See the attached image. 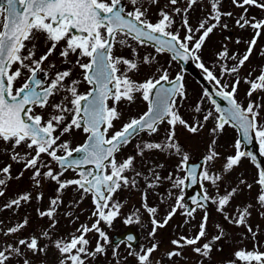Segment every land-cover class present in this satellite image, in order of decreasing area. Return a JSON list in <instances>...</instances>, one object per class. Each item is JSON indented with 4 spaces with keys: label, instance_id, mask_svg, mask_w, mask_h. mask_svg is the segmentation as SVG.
Here are the masks:
<instances>
[{
    "label": "snow or ice",
    "instance_id": "obj_1",
    "mask_svg": "<svg viewBox=\"0 0 264 264\" xmlns=\"http://www.w3.org/2000/svg\"><path fill=\"white\" fill-rule=\"evenodd\" d=\"M157 2L158 0H128V3L133 6V10L127 11L123 0H110V2L109 0H0V140L6 143L14 141L13 149L22 143L26 144L29 152L23 156L14 153L11 159L16 162L23 161L26 170L34 169L32 180L37 187L41 184V178L50 179L59 185L56 198L50 200L49 209L38 213L41 217L47 216L51 219L57 206L62 203L60 194L73 185L77 187V190H82L84 194L90 193L95 205L93 216L97 219L91 228L82 226L81 229L77 230L81 234L79 236L73 234L70 242L65 243L62 240L55 242L54 246L63 257L59 264H85L81 258L82 254L94 257L97 253L105 251L98 241L95 250L89 252L86 248L89 241L85 237L87 233L95 230L103 238L104 243H108V237L98 225L101 221L110 225L112 218L119 214L121 208L118 202H113L111 207L109 202L112 200L113 194L122 186L127 187L131 183L135 187V179L130 181L127 176L123 175L125 171L132 169L134 157L129 156L122 163H118L116 160V154L123 146L129 144L140 133L147 132L149 135L157 133L159 126L166 121L170 130L165 142L163 144L146 142L142 146L138 144V154L143 155L145 150L152 149L170 150L181 154V146L174 140L176 125H184L192 133H196L199 128L203 127L202 124L188 126L178 113L177 99H183L186 95L182 75L178 74L174 79H169L167 70L158 68L156 70L157 73H160L158 77L151 76L143 82H136L129 75V73L138 70L136 50L133 49V59L130 60L115 56L113 48L115 44L128 45V40L131 39L141 46L151 45L157 53H170L173 61L186 62L189 59L199 61L200 57L195 53L201 50L209 35L220 26L221 16H231L232 14L219 11L220 0H210L212 12L195 29V33L202 31V35H199V39H196L192 47L189 48V43L193 41L195 33L189 25L186 13L192 5L197 3V0H187L188 7L183 10L178 7L171 10L175 13L181 11L185 13L182 26L186 29L187 34L183 39H181L179 31L173 32L171 30L175 21L167 11L163 9L160 11V19L156 23H152L147 18L148 8L144 5ZM233 2L236 3L237 0H233ZM170 4L176 5L177 0H170ZM245 5H256L264 8V4H258L257 0H242V3L237 4L238 7ZM209 21L214 22L209 23ZM236 24L241 29L251 27L255 31V35L248 42V49L239 59L238 65L231 68L227 66V60H235L236 54L229 57L226 45L217 54V59L221 61L218 65L220 78L214 75L213 71L205 67L203 63L198 65L206 74V80L213 83L212 91L205 88L203 92V97L210 100L218 114L215 117V127L211 131L213 133L222 131L225 125L231 124L241 134V137L236 141L235 156H228L223 166L225 173L237 166L242 157L251 156L253 160H256L255 155L251 152L240 150L242 143L247 144L252 141L253 134L260 145L261 155H264V124L257 123L258 109L261 108V105L255 101H250L247 107L243 108L236 100L240 83L238 75L231 85L228 83L221 84V79L224 76L237 74L249 59L258 38L261 36V30L264 29V20H255V18L249 20L245 15H241ZM224 27L227 28V25ZM39 33L45 35L47 41L51 42V47L45 55L36 60L34 59L35 44L27 50L26 55L23 52L27 48V44L35 40ZM65 40L66 47L61 52L63 57H67L70 52H78L80 58H87L86 63L82 62L81 59L76 61V64L83 70V80L90 86L86 93L78 92L77 86L80 83L78 80H72L71 84L65 86L64 81L71 76V70L56 73L55 78L50 83L39 78V73L45 71L41 65L48 59L57 45ZM236 42L240 43L239 39ZM154 60V56L145 55L143 57L144 64H151ZM121 64L125 66L123 71L120 69ZM14 65H18V67L13 70ZM213 67L215 68L217 65H213ZM22 70H27L30 75L20 87H14L15 82L22 77ZM45 75H47L46 72ZM244 82L250 84L248 92L250 97L253 93L264 91V70L256 79L248 80L246 78ZM229 87L231 88L230 91L227 90ZM61 91L69 93L70 99L69 96H65L61 103L53 104V112L56 114L50 115L46 121H43L41 115L34 113V108L44 109L49 104L50 97ZM136 93H140L142 99L147 102V111L138 118H131L123 124L119 131L109 135V130L113 128V122L121 118V113L116 105L122 100L129 103L134 102ZM214 97L226 101L227 106L222 107ZM110 100L112 106H109ZM195 111L197 113L201 111L199 103L195 106ZM68 114L72 116L71 121L63 127L59 135L54 136L53 134L58 128L65 123ZM212 116L213 112L208 111L203 116V120L207 122ZM73 128L82 129L87 134L84 143L75 148H71L68 141L58 143L61 137ZM215 143L216 141L213 140L212 145ZM212 145L209 146V154L204 158L205 165L218 156L212 149ZM33 149L34 155L31 152ZM58 152H63V155H58ZM42 154L54 161L59 171H54L49 163L44 162ZM188 161L189 156L186 153L183 154L181 167L187 166V174L182 179L177 178L173 182V187L185 186V181L189 179L191 183H197V169L201 166L188 165ZM257 167L260 169L256 181L260 186L257 202L264 206V168H260L259 164ZM42 168H46L47 171L42 172ZM10 169L11 165L0 169V176L4 177L0 178V187L6 186L7 180L11 179ZM69 169L73 170L79 178L62 181L61 176ZM107 169L111 170L110 174L106 172ZM136 175L139 176L140 173ZM159 179L160 177L157 175L155 180L159 181ZM169 179H171V174ZM199 179L201 192L191 197L193 207H186V204L182 203L185 200L182 191V194L176 198V205L165 216L163 223L158 222L154 217L158 211L157 208L148 207L145 203L147 212L152 216L150 236L155 235L157 228H163L176 215L178 209H184L183 214L192 217L197 208L206 207L207 202L212 200L218 205L217 211L223 213L225 206L229 204L238 190L233 187L225 195L214 199L209 197L203 189L202 182L210 181L215 185L220 181L221 176L219 174L211 175L207 167H204L199 173ZM239 183L246 184V181L241 179ZM153 186L152 183L147 185L149 188ZM247 187L251 189L252 184H247ZM4 194V191L0 190V196ZM30 196V193H24L18 198L12 199L4 207H18L22 201H29ZM41 198L42 194L37 196V199ZM81 199H83V195ZM250 208V204L243 209L237 208L238 216L232 217V222L237 226L244 225L246 218L251 214ZM135 215L138 219V211ZM207 220L206 213L199 226V232L194 238L181 236L179 239H173L172 245L179 249L197 245L206 236ZM225 220H230V217L225 216ZM131 222V217L125 221V223ZM27 223L28 221L25 219L22 223L9 228L3 235L15 234L23 229ZM52 227H55L54 220ZM217 228L219 229L220 226L217 225ZM248 231L252 233L250 226H248ZM252 234L255 236V233ZM42 235L47 237V231L43 232ZM223 236L224 232L220 229L219 235L212 237L202 247H194L193 251L208 258L213 250L212 245L220 241ZM135 239L136 237L132 234L126 236V242L129 246ZM124 242L119 241L117 244ZM20 246L33 253L45 252L48 247V245L38 247V238L35 235L29 238H20L16 246L8 243L6 246L0 247V264H8V261L13 257L23 256L24 253ZM157 248L158 245L154 243L146 250L141 249L143 254H137L139 264H151L150 256ZM180 255V251L167 253L169 259ZM234 257L235 259L228 264H236V261H240L241 264H252L253 261L256 264H264V252L241 249L234 253ZM24 264H29V261L24 259Z\"/></svg>",
    "mask_w": 264,
    "mask_h": 264
},
{
    "label": "rangeland",
    "instance_id": "obj_2",
    "mask_svg": "<svg viewBox=\"0 0 264 264\" xmlns=\"http://www.w3.org/2000/svg\"><path fill=\"white\" fill-rule=\"evenodd\" d=\"M200 1L202 2H197L192 5L186 13L187 16L200 20L205 19L212 12L210 0ZM238 3H242V0H237L236 3H234L233 0H220L218 5L219 11L221 13H231L232 15L221 16L220 26L214 29L202 45L201 50L196 53L200 58L204 57L207 60L204 61L205 65H207L218 78H220L218 65L221 61L217 59V54L222 51L221 49L226 45L229 57L236 54L235 60L230 59V64H233L232 67L236 66L238 65L239 59L244 55L243 52L246 48L247 41L251 38V32L254 33L251 31L252 28L250 27H245L243 29L238 27L236 24L237 19H239L241 15H245L247 19L255 18L260 20L262 14H264V8L257 7L256 5L238 7ZM257 3L264 4V0H257ZM144 6L148 8L147 18L149 16L152 19H156L162 9L170 11L174 16L184 17L185 13L183 11L175 13L171 10L177 7L183 10L188 7V4L187 0H177L176 5H171L170 0H158L155 4L150 5L146 3ZM213 22L214 21H209V23ZM224 25H227V28H225ZM198 26L199 24L196 22L193 23L191 27L193 28V31H195ZM175 30L179 31L182 36L186 33V29H184L183 26L177 27ZM199 35H202V31ZM259 38L257 41H259ZM197 39H199V37ZM237 39H239L240 43L236 42ZM35 44L37 46L40 45L37 42H35ZM44 47L45 46L40 47L41 51H43ZM126 47H128L127 51L125 45L117 44L116 47H114V55L131 60L133 59V49L136 50L138 70L131 72L132 79L136 82H143L151 76L158 77L160 73H157L156 70L158 68L161 69L162 66H165V68L161 70H167L168 74H170L169 72L173 73L176 70L175 63L167 54H154L153 56L155 57V60L151 64H144L143 57L145 55L151 57V51L149 48L146 47V52L145 49L133 42H131L130 46L126 45ZM54 58H59V61L66 62L62 57ZM252 58H254V56L251 55L245 62L244 66L239 70L244 71L246 74H251L250 76L254 79L256 72L255 65L251 61ZM48 65H51L50 60L48 61ZM213 65H217V67L214 68ZM123 67L125 68V66ZM59 71L63 72L62 70ZM54 73L56 72L54 71ZM233 75L224 76V78L221 79V84L228 83L231 85L234 83L236 77H233ZM71 81V77L66 78L65 86L71 84ZM189 81L190 80L188 79L187 83ZM192 85L193 86H190V89H186L185 98H179L177 101L178 113L188 126L202 124L203 127L199 128L196 133H192L188 130V127L177 124L178 126L175 129L174 140L181 146V154H177L170 150L157 149L145 150L143 155L138 154L137 145L139 144L142 146L144 138L152 139V143L156 139V142L162 144L165 142L164 135L167 129L161 127L156 134L145 135L142 138H140V136L137 137L136 141H133L132 144L128 145L125 149H122L118 155L119 163H122L129 156L134 157L132 169L125 171L123 174L128 175L130 181L135 179L136 184L135 187H133L131 183L127 187L122 186L119 191L116 192L115 196L122 203L119 215L115 221H112V223H114L112 226L113 229L115 228L114 231L120 230L123 228L125 221L131 217V223L135 224L141 233L139 245L136 247H129L126 244L114 245L116 249L113 246L110 248L111 251L109 256H107V259L104 256V252L97 253L91 258L92 261L89 264H139L137 254H143L141 249L146 250L154 243L158 245V248L150 256L151 264H157V262H159V264H228V262L235 259L234 253L238 250L243 249L245 251L260 252L262 251L261 248H264V214L261 215V213L264 212V206H261L257 202L258 190L256 192L252 188L248 189L247 187V184H250V179L252 180L251 177L255 167L249 162V160L244 159L229 172H224L223 166L226 163L228 154L233 151V143L231 141L232 133H228L225 130L230 135L229 137L226 136L230 141L226 143L225 140L221 139L225 145L220 147L217 141V136L215 133L211 132L210 129V124L215 116L213 115L207 122H205L203 117L200 116L201 113L208 110V107L204 105V100L201 96V92L203 93L202 86L197 82H193ZM77 87L79 93L85 88L81 83H79ZM249 88L250 84L245 83L243 79L240 81L237 89L239 96L242 90L248 89L246 95L240 97L241 100H246V104L250 97L248 95ZM261 93L264 94V91H261ZM261 98L262 103L264 98ZM54 103L55 100L52 99L49 108H52ZM198 103L201 107L199 113L195 111V106ZM143 106L144 100L142 99L141 94L136 93L134 102H132L131 106L132 115H127L125 117L127 119L134 117L143 109ZM209 109H212L211 106H209ZM34 113L41 115L43 121L48 119L46 116L47 111L44 109L39 108L37 111L35 110ZM125 113H128V110L125 111ZM52 114L56 113L53 112ZM71 119L72 116L66 117V121L68 122H70ZM257 123L264 124V107L261 114L259 113ZM63 127L64 126L61 125L55 134L59 135L60 131L63 130ZM80 137L81 135L77 130H71L69 133H65L58 143L68 141L70 146H72L76 143V139H80ZM213 140L216 141L214 145H212ZM13 143L14 141L6 143L3 140H0V169L4 166L11 165V179L7 180L6 186L0 187V190H3L5 193L3 196H0V247L6 246L8 243L16 246L20 238H29L30 236L35 235L38 238V247L48 245L46 251L33 253L23 246H20L24 255L13 257L8 261V264H24V259H27L29 264H59L63 257L54 246L55 242L57 240H62L65 243L70 242L73 234L76 236L81 234L77 230L81 229L82 226L91 228L92 224L95 223L97 219V217L93 216L95 208L93 205H90L88 199L83 200V202H77L79 195L76 187L73 185L69 186L67 190H63L60 194L62 203L57 206L55 216L51 219L47 216L41 217L38 213L47 211L50 207V200L57 196V190L55 189L57 182L41 178V184L37 187L32 180L34 169L26 170L23 161L16 162L11 159V156L14 153H19L23 156L25 153L29 152V149L25 143H22L20 146L13 149ZM210 145H212V149L218 154V156L213 161L208 162L206 167L211 175H216V172H220V174L222 173L219 182L223 183L224 186L219 183V191H231L230 188H233L235 185L238 189L237 193L234 195V201L227 205L228 208H232L230 220H225V215H222L223 213L219 211L215 212L213 208L210 217L207 214L208 220L205 228L206 236L203 237L197 245L186 246L183 249H179L172 245L171 241L173 239H179L181 236L194 238L199 232V226L205 217L206 211L205 209L198 208L193 213L192 217H187L186 215H182L184 209H178L176 215H174L163 228H157L155 235L150 236L149 233L152 231V216L147 212L144 206L145 203L148 207L157 208L158 211L154 214V217L158 222L163 223L165 216H167L171 208L176 205V198L182 194V191L184 194L183 186L173 187V182L177 178H184L183 169L180 170L176 168L179 166V162L181 163L182 161V155L186 153L188 156H207L209 154ZM32 151L35 152L34 149L31 150V152ZM60 153L62 152H58V154ZM34 154L35 153H33V155ZM42 160L49 163L54 171H58L56 163L51 161L47 155L42 154ZM41 171H47V169L42 168ZM137 173H140V175L137 176ZM170 174L171 179H169ZM157 175L160 177L159 181L155 180ZM145 177H147V179H145ZM0 178L4 177L0 176ZM72 178H77L73 172L67 174L64 173L63 176H61L62 181ZM241 179L246 181V184H240L239 181ZM208 182L210 185L208 192L211 193L213 197L217 196L216 191L218 190L214 189V185H212L210 181ZM148 183H152L154 186L149 188L147 187ZM256 186L257 185L254 183V188H256ZM251 192L252 194H250ZM24 193L31 194L29 201H22L18 207H4L12 199L18 198ZM40 194H42V198L37 199V196ZM182 203L186 204L185 200L182 201ZM242 203H244V205ZM249 204L251 205V208L249 209L251 213L250 216L246 218V223L244 225L237 226L231 220L232 217L238 216V212H234L235 209L238 207L243 209ZM91 207L93 211L90 210ZM137 211L139 213L138 219L135 215ZM25 219H27L28 223L19 232L9 236L3 235V233L9 228L22 223ZM53 220L55 221V227H52ZM217 225L220 226L219 229L217 228ZM248 226L252 228V233H255V236L248 231ZM220 229L223 230L224 236L220 241L212 245L213 250L208 258L193 251L194 247H202V245L209 242L212 237L219 235ZM45 231L48 233L47 237L42 235ZM96 234L97 231L95 230L86 234L85 238L89 241V244L86 246L87 250H91L97 245L95 242ZM109 242L111 243V237L109 238ZM170 251H180L181 255L169 259L167 253ZM73 252H75V250H73ZM237 262L238 261H236V264H238ZM252 264H256V262L254 261Z\"/></svg>",
    "mask_w": 264,
    "mask_h": 264
},
{
    "label": "water",
    "instance_id": "obj_3",
    "mask_svg": "<svg viewBox=\"0 0 264 264\" xmlns=\"http://www.w3.org/2000/svg\"><path fill=\"white\" fill-rule=\"evenodd\" d=\"M184 68L191 70L193 74H195L202 82H205V78L200 74V72L198 71L194 61L192 59H189L188 61L184 62L182 61ZM209 85V84H208ZM215 99H217V101L221 104L222 107H226L227 106V102L226 101H222L219 97H214ZM199 162V161H196ZM86 167H90V166H86Z\"/></svg>",
    "mask_w": 264,
    "mask_h": 264
}]
</instances>
